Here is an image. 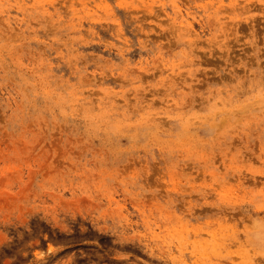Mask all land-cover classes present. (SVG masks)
<instances>
[{"label":"rangeland","instance_id":"374dc122","mask_svg":"<svg viewBox=\"0 0 264 264\" xmlns=\"http://www.w3.org/2000/svg\"><path fill=\"white\" fill-rule=\"evenodd\" d=\"M0 264H264V0H0Z\"/></svg>","mask_w":264,"mask_h":264}]
</instances>
